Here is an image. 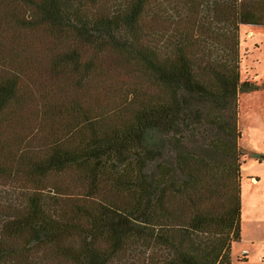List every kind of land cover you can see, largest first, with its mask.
<instances>
[{
	"label": "trees",
	"instance_id": "16d2710c",
	"mask_svg": "<svg viewBox=\"0 0 264 264\" xmlns=\"http://www.w3.org/2000/svg\"><path fill=\"white\" fill-rule=\"evenodd\" d=\"M253 1L0 0V264H231Z\"/></svg>",
	"mask_w": 264,
	"mask_h": 264
},
{
	"label": "rangeland",
	"instance_id": "374dc122",
	"mask_svg": "<svg viewBox=\"0 0 264 264\" xmlns=\"http://www.w3.org/2000/svg\"><path fill=\"white\" fill-rule=\"evenodd\" d=\"M239 54L240 83L255 82L261 87L264 26H239ZM237 128V144L244 151L240 157V240L231 244L230 263L264 264V87L239 92ZM12 197L0 193V208Z\"/></svg>",
	"mask_w": 264,
	"mask_h": 264
},
{
	"label": "crops",
	"instance_id": "0c3cea01",
	"mask_svg": "<svg viewBox=\"0 0 264 264\" xmlns=\"http://www.w3.org/2000/svg\"><path fill=\"white\" fill-rule=\"evenodd\" d=\"M259 2H251L250 8L246 9L248 12L253 13L255 17L249 18L251 20V23L244 25L264 26V8H255V4Z\"/></svg>",
	"mask_w": 264,
	"mask_h": 264
},
{
	"label": "built area",
	"instance_id": "2783aa9c",
	"mask_svg": "<svg viewBox=\"0 0 264 264\" xmlns=\"http://www.w3.org/2000/svg\"><path fill=\"white\" fill-rule=\"evenodd\" d=\"M262 262L264 263V259L262 260Z\"/></svg>",
	"mask_w": 264,
	"mask_h": 264
}]
</instances>
